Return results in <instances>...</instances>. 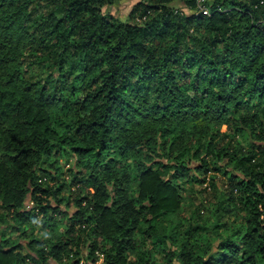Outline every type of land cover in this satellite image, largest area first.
Masks as SVG:
<instances>
[{
  "label": "trees",
  "instance_id": "1",
  "mask_svg": "<svg viewBox=\"0 0 264 264\" xmlns=\"http://www.w3.org/2000/svg\"><path fill=\"white\" fill-rule=\"evenodd\" d=\"M119 1L0 0V264H79L80 231L102 264H264V6Z\"/></svg>",
  "mask_w": 264,
  "mask_h": 264
},
{
  "label": "rangeland",
  "instance_id": "2",
  "mask_svg": "<svg viewBox=\"0 0 264 264\" xmlns=\"http://www.w3.org/2000/svg\"><path fill=\"white\" fill-rule=\"evenodd\" d=\"M138 0H120L119 2H116L112 5L105 6L103 8V12L109 15L114 16L117 19L120 20H126L128 13L132 6L136 3ZM171 5L176 8H189L188 4H183L178 1L174 0ZM185 12H188L187 10H184ZM44 167H47L46 172H39L41 179L45 182H48L49 185H52L56 180H60L62 183L65 184L64 189L61 191V195L64 197L69 198V204L66 206L63 203H61L62 210L68 209L71 213L74 211L73 201L74 198L77 197L76 194L84 195L85 193V187L81 185V183H73L72 179V173L75 171H78L80 169L79 163L75 156L69 155L66 152H59L57 154H54L51 156L50 161L43 164ZM52 177H56L54 181L51 180ZM72 180V181H71ZM218 185L221 186V181L223 180L221 176H218L217 179ZM195 191H191V195L194 198H187L186 201V213L188 212H194L196 207H202L206 208L208 207L211 209L214 205V201L212 200V191L210 192V187L207 186V184H203L202 186L195 185ZM204 190L202 191V189ZM188 191H185V195L187 196ZM184 195V196H185ZM189 195V194H188ZM188 197V196H187ZM201 214H206V211H201ZM208 217V213L206 218ZM67 223V221L62 220L60 221L58 227L55 228V231L57 233H60L63 230L64 225ZM38 229V227L36 228ZM37 236L42 235V232L37 231L35 233ZM80 243L78 247L71 248L72 250L69 252V256H73V252H76L77 249L78 255L80 256V263L79 264H102V255L99 250L94 251V260L89 255L90 250V239L87 236L85 231H80ZM14 237V234L12 235ZM44 238L48 236V233L43 234ZM28 242V239L25 241H22V243L26 244ZM23 250L26 253V247L23 248ZM21 250V252H23ZM25 255V254H24ZM66 259V258H65ZM62 260L61 263H64L66 260ZM30 262L29 259H27L26 264Z\"/></svg>",
  "mask_w": 264,
  "mask_h": 264
},
{
  "label": "built area",
  "instance_id": "3",
  "mask_svg": "<svg viewBox=\"0 0 264 264\" xmlns=\"http://www.w3.org/2000/svg\"><path fill=\"white\" fill-rule=\"evenodd\" d=\"M178 1H180L182 3V5L184 4L183 0H178ZM212 1L213 0H195L194 11L201 12L204 15H209V13H210L209 5L211 4ZM185 5H186V3H185ZM259 5H263L264 6V0H259ZM177 9H179V8H177ZM216 9L219 10L220 7L217 5ZM180 10H182V11L187 10L188 11L187 13L192 11L190 8H184V9L180 8Z\"/></svg>",
  "mask_w": 264,
  "mask_h": 264
}]
</instances>
